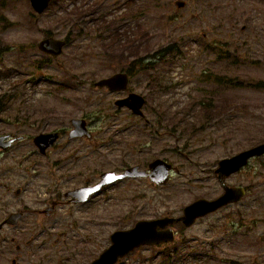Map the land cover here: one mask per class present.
Instances as JSON below:
<instances>
[{"label":"rangeland","instance_id":"rangeland-1","mask_svg":"<svg viewBox=\"0 0 264 264\" xmlns=\"http://www.w3.org/2000/svg\"><path fill=\"white\" fill-rule=\"evenodd\" d=\"M175 1L53 0L37 16L29 0H0V75H13L2 84L3 91L22 80L23 92L35 99L40 90L53 92L48 78L70 70L81 83L79 117L93 113L94 131L112 136L111 122L134 128L129 120L135 117L126 110L115 112L112 100L92 90V82L138 57L129 87L145 97L148 120H138V148L148 144L138 149V163L142 168L161 158L177 168L164 185L138 178V186L122 181L111 187V200L97 222L85 217L63 221L62 230H71L74 223L79 234L73 237L70 231L64 252H50L48 264H87L110 245L111 232L138 219L178 216L195 200L215 197L216 162L264 141V87L253 86L264 83V0H183L179 9ZM48 33L71 41L58 59L36 49ZM167 47L171 49L165 51ZM149 59H156V65L146 66ZM81 71H89L88 78ZM202 72L209 80L201 79ZM200 100L219 107L224 103V110L206 124ZM133 160L130 156L128 162ZM254 166L258 170L264 162L259 159ZM247 170L228 181L247 185ZM262 176L264 170L254 174L253 198L198 218L188 228L174 225L172 243L140 246L116 264H264ZM137 192L135 215L126 207ZM237 208L243 219L249 218V227L232 222Z\"/></svg>","mask_w":264,"mask_h":264},{"label":"flooded vegetation","instance_id":"flooded-vegetation-1","mask_svg":"<svg viewBox=\"0 0 264 264\" xmlns=\"http://www.w3.org/2000/svg\"><path fill=\"white\" fill-rule=\"evenodd\" d=\"M154 56L159 54L155 53ZM120 60L123 59L120 57ZM155 62L156 59H149L146 66H155ZM135 64H138V57H135L132 64H126V68L121 67L102 77L124 72L127 75V86L124 89L110 91L106 87L98 88L95 86L96 81L92 82V90L102 93L107 100H112L115 112L126 110L130 117H135L129 120L133 121L134 128L127 122H111L108 129L113 130L112 136L94 131L96 126L93 123V113L81 114L79 117L81 109L77 89L81 83L73 78L70 70L63 71L56 78L53 92L40 90L42 94L35 99H28L30 97L23 92L24 81L18 84L12 82L3 91L2 84L13 75L11 73L7 76L4 72L0 75V264H48L50 252H64V240H69L70 231H73V237L79 234L74 223L70 224L71 230H62L63 221L85 217L97 222L105 215L103 209L111 200V187L122 181L135 182L138 186V175L125 176L103 184L83 200H78L77 196L70 193L76 189L96 186L104 180L103 173L121 174L129 168L134 167L137 171L138 167L141 168L138 149L141 151L148 144L143 143L138 148V120H148L126 106L115 104L116 100L135 92L129 87ZM80 73L85 78L90 74L89 71ZM66 79L70 80V84H62ZM49 82L52 84V81ZM78 119L83 120L89 132L73 135L74 121ZM130 156H134V160L128 162ZM259 159L264 162V155L252 156L238 171L221 176L215 172L218 161L216 162L212 173L219 184V193L211 199L220 197L227 187H243L240 200L228 203L217 211L231 205L237 207L245 197L253 198L254 174L264 170V166L254 170V162ZM151 161L141 169H147ZM245 168H248L247 185L228 181ZM259 178L264 180V176ZM133 198V201L132 198L129 199L130 203L126 208L129 207V212L134 211L138 215V192ZM115 206L108 208L106 215ZM238 209L235 210L232 222L237 226L249 227V218L243 219L244 212L241 213ZM250 210L251 208L246 209L247 212ZM77 228L82 230L81 226ZM88 234L87 232V236ZM83 239L88 241L86 237Z\"/></svg>","mask_w":264,"mask_h":264},{"label":"water","instance_id":"water-1","mask_svg":"<svg viewBox=\"0 0 264 264\" xmlns=\"http://www.w3.org/2000/svg\"><path fill=\"white\" fill-rule=\"evenodd\" d=\"M29 2L37 13H41L48 6L50 0H29ZM175 4L178 8L184 6V2L180 0L176 1ZM64 44L65 42L50 37L48 39H42L38 44V48L43 52L57 56L60 54ZM95 84L99 88L107 87L110 91L121 90L127 86V76L124 73H116L110 77L97 81ZM115 103L118 106L130 108L135 114L143 115L142 106L144 104V98L139 94L130 93L126 98L119 99ZM85 132L87 131L84 127L83 120H75L72 132L73 135H80ZM261 154H264V143L240 151L229 158L221 159L218 162L216 171L219 172L220 175H228L245 165L251 156ZM171 168L172 165L164 160L155 159L149 163L148 170H141L138 168L137 171V169L133 167L121 174L106 172L102 174L104 180L99 182L96 186L88 188L89 190L87 188L75 190L71 192V195L78 196L80 198L79 200H82L86 198L89 193L98 190L101 185L125 176L138 175V177L148 178L152 183L164 184L168 181ZM241 191V188H231L222 196L213 200L199 198L185 206L183 208V214L180 217L164 216L149 220L141 219L135 222L133 227L129 229L116 230L110 235L111 244L89 264H115L119 258L128 255L139 246L156 245L162 242L172 241L174 239V231L172 228L168 227L169 224L180 221L188 227L193 224L196 218L213 212L228 202L238 200L242 196ZM81 194L84 195L82 196Z\"/></svg>","mask_w":264,"mask_h":264},{"label":"trees","instance_id":"trees-1","mask_svg":"<svg viewBox=\"0 0 264 264\" xmlns=\"http://www.w3.org/2000/svg\"><path fill=\"white\" fill-rule=\"evenodd\" d=\"M170 48V47H168ZM227 82V81H225ZM234 84L240 85V82H236ZM247 85L252 86L251 84L247 83ZM253 86L257 87V88H263L264 87V83L262 81L255 83ZM202 105H203V114L206 120V124H208L215 116H218L220 114V112H223L224 107L223 104L221 105V107L214 105L213 103H210V101L208 102H204V100H200L199 101ZM205 125V124H204ZM232 264V261H231Z\"/></svg>","mask_w":264,"mask_h":264}]
</instances>
